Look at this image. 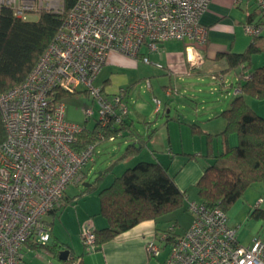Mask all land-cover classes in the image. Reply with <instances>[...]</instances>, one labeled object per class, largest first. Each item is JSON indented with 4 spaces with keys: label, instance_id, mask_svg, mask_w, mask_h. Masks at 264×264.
Listing matches in <instances>:
<instances>
[{
    "label": "built area",
    "instance_id": "1",
    "mask_svg": "<svg viewBox=\"0 0 264 264\" xmlns=\"http://www.w3.org/2000/svg\"><path fill=\"white\" fill-rule=\"evenodd\" d=\"M250 1V0H248ZM211 0H0L26 18L31 12L51 10L64 14L54 39L26 79L0 93V111L6 139L0 145V264H21L22 249L30 239L46 244L50 228L46 216L58 208L71 184L85 181L95 144L77 148L83 131L66 119L63 94L85 91L97 104L84 108L86 120L97 113L99 136L129 113L124 88L107 93L94 84L111 51L131 57L151 51L169 40L205 41L200 18ZM262 22H247L246 33L256 36L264 22V0H255ZM191 63H197L188 54ZM150 63V57L143 54ZM162 67L161 64H156ZM224 79V76L221 79ZM150 87V81L147 82ZM173 89L169 91L172 93ZM156 112L162 101L154 98ZM115 139V135L109 137ZM192 222L171 244L164 264H264V240L242 244L237 229L221 207H206L185 196ZM259 199L257 205L263 202ZM94 224L82 228V240L95 245ZM167 234L160 237L165 240ZM151 256L162 250L158 240L147 243Z\"/></svg>",
    "mask_w": 264,
    "mask_h": 264
},
{
    "label": "trees",
    "instance_id": "2",
    "mask_svg": "<svg viewBox=\"0 0 264 264\" xmlns=\"http://www.w3.org/2000/svg\"><path fill=\"white\" fill-rule=\"evenodd\" d=\"M73 5L74 0H65L66 10ZM257 10L258 12L249 15L248 22H262L263 16L259 6ZM31 13H39V18L30 20ZM31 13L23 18L15 14L12 6L0 4V93L26 79L64 21V14L60 12L41 10ZM258 13L261 18L255 21V15ZM263 28L264 24L261 32L251 37V43L243 52H222L218 55V58H225L227 61L228 67L225 72L235 71L239 74L236 84L238 90L230 106L219 114L226 121L224 129L218 134H212L192 124L195 132L205 133L208 138L207 152L203 156L210 158L211 162L204 169L196 186L198 201L209 208L218 206L228 212L249 187L254 184L264 185V116L255 111L248 102V97L264 96V64L257 67L253 65L254 55L264 52ZM217 73L216 75H220L224 72ZM66 95L68 93L62 96ZM126 116L114 126L105 127L102 130L104 138L112 135L123 136ZM99 130L97 122L92 131L84 128L78 135L77 148L95 144L101 139ZM232 134L237 135L238 143H230L229 138ZM138 136L139 134L136 137ZM213 137L222 138V148L216 152L213 149ZM5 139L6 130L0 111V145ZM137 144L143 147L142 141ZM138 151L135 143L128 144L120 158H129ZM101 177L102 175H99L98 180H101ZM95 184L92 182V185L86 186V190H93L99 182L98 185ZM186 195L159 161L142 160L126 168L110 185L99 190L100 213L108 225L104 228L93 226L96 236L93 249H100L117 235L143 221H170L173 212L183 207L188 209L184 200ZM77 197L79 195L75 198L65 195L61 205L50 213H58L64 205L73 203ZM250 215L264 219V208L256 204ZM177 224L176 221L174 225L164 230L162 234H167L165 240L156 238L161 247L163 246L161 242L172 244L183 235L185 231L178 232ZM27 244L32 248L44 246L57 257L61 250L60 242L48 245L30 239ZM83 244L85 250H88L84 242ZM83 254L70 250L68 259L61 260V264H84Z\"/></svg>",
    "mask_w": 264,
    "mask_h": 264
},
{
    "label": "crops",
    "instance_id": "3",
    "mask_svg": "<svg viewBox=\"0 0 264 264\" xmlns=\"http://www.w3.org/2000/svg\"><path fill=\"white\" fill-rule=\"evenodd\" d=\"M258 6L255 0H211L209 8L200 18L201 25L207 30V38L205 41H180V40H169L161 43L159 45V49L156 51L149 50L148 47H143L142 54L138 57H134L136 59L128 58L123 55H119L118 52L112 51L109 55V62L113 59H118L120 61H127L130 65H134L136 67V76H128V74L122 73L113 75L114 72L111 71L112 76H108L103 80V88L107 93H114L116 90L118 91L120 88L125 89V100L127 104H129V100L132 98V93L134 92V88L137 83H141L142 80L146 81V87L152 88L153 83L152 79L155 80L156 84H160L162 87V92L165 96V112L168 120L175 119L172 115V110L174 108V102L176 100V94L178 96H183L189 99V96H192L190 93V85L187 88L181 90L180 87H177L178 82L180 80L187 81L189 84L196 81H204L205 77L213 78L214 75L218 74L217 72H225L227 70L228 64L225 58H218L219 53L222 52H235L240 53L243 52L248 45L251 43V36L246 33L245 25L248 22V18L250 14L258 12ZM261 18L258 14L255 15V21ZM264 35V28L262 31ZM143 54L148 55L150 57L151 62L147 63L143 60ZM195 60L197 63L193 65L191 60L188 57ZM264 52L257 53L253 58V65L255 67L261 66L264 64ZM255 61V62H254ZM140 63L142 64L141 70L139 69ZM159 63L162 67L157 66ZM106 65V63H105ZM104 65V66H105ZM131 65V66H132ZM103 66V68H104ZM121 66V65H119ZM102 68V69H103ZM102 71V70H101ZM100 71V72H101ZM235 72V71H233ZM230 73V72H228ZM224 74H227L225 72ZM237 77L234 79L230 78V84L225 85L224 79L220 81H216L222 90L228 91L233 86L237 84L239 80V74L235 72ZM99 75V74H98ZM150 81V87H148L147 82ZM235 81V82H234ZM234 83V84H232ZM119 88V89H118ZM109 91H107V90ZM173 89L172 93L169 91ZM216 90V89H215ZM237 87L234 88V95L237 92ZM183 91V92H181ZM81 93H86L82 91ZM154 94V93H153ZM189 94V96L187 95ZM175 95V96H174ZM187 95V96H186ZM233 95V97H234ZM231 98V101L233 99ZM157 98L153 96V99ZM159 99V98H158ZM191 100V99H189ZM192 101V100H191ZM231 101H219L214 104L211 108L202 112V116H200V112L197 109H193L192 107L188 109V105H182L185 111H189L188 117L180 115L176 118L179 122H185L191 125L192 129L189 131L191 133V140L196 142L199 141V148L197 150H186L184 149V144L181 146L174 145L172 142L171 136L168 137V146L166 147L169 154L166 152L162 156L158 154L155 155V159L145 160V161H159L163 164L170 175L175 178L176 183L180 187V189L186 194L189 195V190L192 184H197L198 180L202 176L204 169L206 168L211 160L204 157L203 155L207 152L208 147V138L205 133H201L200 131L195 132L192 124H196L200 130H203L208 133L218 134L220 133L226 124L224 118L220 117L219 114L227 107L230 106ZM155 103V101H154ZM251 105V103H249ZM138 105L136 110L133 113L129 111L128 115L125 118L126 127L123 130V136H120L124 139V146L127 147L128 144H136L139 151L132 154L129 158L121 159V155L123 147L119 149V154L117 162L120 163L125 162L127 160H131L135 158L136 162L142 161L138 155H140L142 149L145 146H149V141L157 144V140H155V136H157V127H154V124H151L150 114H158L156 112V106L151 111L145 105L143 106L142 102H136ZM253 105H251L252 107ZM253 108V107H252ZM178 110V109H177ZM151 111V112H150ZM161 111V110H160ZM180 110H178L179 112ZM181 116L184 119H181ZM186 118H192L189 121H185ZM193 120V121H191ZM203 123V124H202ZM211 125V126H210ZM208 126V127H204ZM210 126V128H209ZM144 129V130H143ZM152 129V131H151ZM205 129V130H204ZM135 133H132V132ZM188 131V129H187ZM139 134L138 137H136ZM195 134H199L197 136ZM133 135V136H132ZM197 136V137H196ZM148 137V139H147ZM139 141L143 142V147L137 143ZM230 143L235 144L237 142V138L235 135H230L229 138ZM213 149L216 152L217 150L222 148V138L221 137H213ZM124 148V150H125ZM176 148V149H175ZM155 149V148H154ZM122 152V153H121ZM154 152V150H153ZM187 154H191L189 157ZM137 156V157H136ZM205 158L206 161L210 160L209 163L205 161L201 162V158ZM132 166V165H131ZM128 166V167H131ZM126 167V168H128ZM95 168L92 165H88L85 169L87 177L84 181V184L87 183L89 177L92 175V172ZM125 170V169H124ZM90 183V182H89ZM92 185V183H91ZM251 193V192H250ZM66 195L69 198H72L67 193ZM80 197V196H79ZM77 197V198H79ZM190 197V196H189ZM246 197V196H245ZM264 196H252L248 198L246 197V205L250 211L255 207L259 199ZM100 199V197H99ZM77 200V199H76ZM76 200L74 202H76ZM239 201V200H238ZM237 201V202H238ZM73 202V203H74ZM72 204V203H71ZM264 201L260 204L262 207ZM100 209V203H99ZM100 212V210H99ZM57 214V213H56ZM56 214L50 213L46 216V221L49 224L50 231H52L53 222H49L47 217L50 215L55 216ZM95 216L94 219L88 221L95 225L96 228H104L108 225L105 217H98L97 211L93 213ZM229 224L232 227L238 229L240 226L238 224L240 218L235 217V213H231L229 216V212H227ZM62 217H60V220ZM193 217L189 221V224L184 228V231L190 226ZM162 220V218H161ZM264 220V219H260ZM177 222H179L176 219ZM165 221L156 222L155 220H146L135 227L117 235L113 240L105 243L100 249H88L85 250L84 244L81 241L79 247L76 249H72L69 247L71 251H74L77 254H83L84 264H164L171 248V244L162 243V250L158 256H151L147 250V243L151 239L159 238L162 236L164 230L169 228V226H162L161 224ZM262 229L257 231L255 234L251 236H247L244 239V242L239 239V241L248 245L252 242L253 238L260 237L264 240V221L261 224ZM83 226H81L82 232ZM178 231V230H177ZM184 231L180 232L183 233ZM179 232V231H178ZM82 234V233H81ZM238 234V230H237ZM81 236V235H80ZM82 239V238H80ZM58 240V239H56ZM33 242H36L32 239ZM69 246V245H68ZM23 248L33 249L29 244H26ZM64 248L61 249H65ZM60 249V248H59ZM23 261V257H22ZM22 264V262H21Z\"/></svg>",
    "mask_w": 264,
    "mask_h": 264
},
{
    "label": "rangeland",
    "instance_id": "4",
    "mask_svg": "<svg viewBox=\"0 0 264 264\" xmlns=\"http://www.w3.org/2000/svg\"><path fill=\"white\" fill-rule=\"evenodd\" d=\"M38 18H39V13L29 14L30 20H37ZM116 52H118L119 55L136 59L125 53L119 51ZM109 55L107 57L106 65L99 73V75L97 76L94 82L96 86H101L103 84V80L106 77L112 76L111 71L114 72L113 75L125 73L128 74V76L130 77L134 75L136 76L137 70L134 65L131 64L132 65L131 66L129 62L120 61L117 58L116 59L112 58V61L109 62L108 60ZM141 67L142 64L140 63V67H139L140 70ZM224 73L220 75H214L212 79H215L216 81H220L222 80L221 77L223 75L225 85L229 86L230 78L234 79L235 77H237V75L233 71L230 73L227 72V74ZM212 79L210 77H205L203 79L204 81H199V82L196 81L191 84H189L187 81L180 80L177 84L178 85L177 87H180L181 90L187 88L190 85L189 89L192 96H189V94L187 95L189 96V99H191L192 101L183 96L179 97L178 94H176V99L175 98L173 99L176 101H173L174 108L172 110V115L175 119H171V120H168L166 116V112L164 108L166 98L162 92V87H160V84H156L155 80L153 79H152V83H153L152 88L146 87L145 85L146 81L142 80L141 83H137V85L134 88V92L132 93L133 94L132 98L129 100V104H128L129 111H131V113H133L134 110L138 108L137 107L138 105H136L137 101L142 102L143 106L146 105L151 111L156 106V104L154 103L153 96L159 98L162 101L160 113L150 114V117H152L150 119L151 124H154V127L158 128L157 136H155L154 138L158 142L157 144L154 145L152 140L149 141V146L148 145L145 146L142 149L140 155H138L140 159L156 160L155 158L156 154L160 156H162L166 152L169 154L168 150H166L167 149L166 147L168 146L169 136H171L174 145H179L180 147L181 144L183 143L185 147L184 149L188 151L197 150L199 148L198 147L199 141L194 142L191 140V133L189 132L192 129L191 125L185 122H179L178 120H176V118L179 117L180 115H183L185 117H188L189 115V111H185L182 105H188V109L191 107L194 110L197 109L198 112H200L201 114L200 116H202L203 111L207 110L208 108H211L217 102L231 101V98L234 95L233 91L236 85L233 86V88H231L228 91L225 90L223 91L220 85L216 81H213ZM62 100L65 104L66 119L68 121L77 123L81 127L89 131H92L94 129L97 122V113L89 120H86L84 108L93 107L97 109V104L92 101L91 97L87 93L68 94L64 96ZM248 102L251 103V105H253L252 107L255 111H257L260 115L264 116V96L248 97ZM177 109L180 111L178 112ZM181 119L184 118L181 116ZM190 119L186 118L185 121H189ZM195 135L200 136L199 134H195ZM232 135H235L236 138L238 139L236 134H232ZM123 146H124V139L117 136H115L114 140H111L109 137H107V138L98 139L95 142L94 158L93 161H91L89 164L92 165L93 168L95 169L92 172V175L89 177V180H87V182L90 183L93 182L96 183L97 185L99 182V185L96 186L93 190H88V191L86 190V186L84 182L79 184H71L68 187L67 194L69 196L75 198L77 195H79L80 197L77 198L76 202L72 204L69 203L67 205H64L55 216L50 215L47 217V220L49 222H53V226H52L53 228L52 231H50L51 236L47 242L48 245H53L56 242H60L61 248H64L65 246L69 245V247H72V249H76L77 247H79V244H81L82 241V239H80L82 238V236H80L81 226H83L88 221L94 219L95 216H93L94 215L93 213H95L96 211L98 214L97 216L103 218L99 212L100 210L99 190L110 185L114 180V178L117 175H120L124 171V169H126V167L131 165L133 166L137 163L135 161V158L132 159V161L127 160L123 163L122 162L120 163L119 161L117 162L118 157L121 155V154L118 155L119 149ZM124 148L125 146L123 147L122 152L124 151ZM187 155L191 157V154H187ZM198 157L201 158V156ZM201 159H202L200 160L201 162L203 161H205L206 163L210 162V160L206 161L205 158L204 159L201 158ZM99 175H102L101 180L100 179L98 180ZM188 193L189 195L187 194V196H190L191 200H198V188L196 184H192ZM255 195L257 197L260 195L264 196L263 184H254L251 187H249L247 191L244 193V195L241 197V199H239L238 202L233 204L228 210L229 216L231 215V213L234 212L235 217L240 218L238 222L240 226L237 229L238 230L237 235L239 239L243 242L245 237L255 234L257 231H260L263 227L261 226V224L264 220H260L257 219L256 217L251 216L250 215L251 211L245 207L247 202L246 197L248 196V198H250L252 196L254 197ZM262 208H264V204H262ZM170 216H171V220L165 221L161 225L170 227L175 224L177 219L179 221L177 224V230L179 232H182L184 231V228L189 224V221L191 220V217L193 215L188 209L186 210L183 207L173 212ZM60 217H62L61 218L62 221L60 220ZM22 254H23L22 264H61L62 263L61 260L56 255L48 252L44 246H39L33 249L23 248Z\"/></svg>",
    "mask_w": 264,
    "mask_h": 264
},
{
    "label": "water",
    "instance_id": "5",
    "mask_svg": "<svg viewBox=\"0 0 264 264\" xmlns=\"http://www.w3.org/2000/svg\"><path fill=\"white\" fill-rule=\"evenodd\" d=\"M91 183H86L85 186H90ZM70 254V249L69 248H65V249H61L58 255V258L60 260H67Z\"/></svg>",
    "mask_w": 264,
    "mask_h": 264
}]
</instances>
